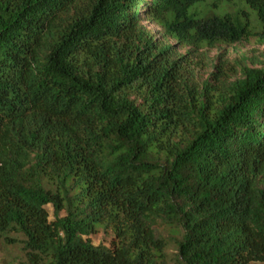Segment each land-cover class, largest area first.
Here are the masks:
<instances>
[{"label": "trees", "instance_id": "1", "mask_svg": "<svg viewBox=\"0 0 264 264\" xmlns=\"http://www.w3.org/2000/svg\"><path fill=\"white\" fill-rule=\"evenodd\" d=\"M205 1L0 0V239L22 264L264 262V60L192 69L264 44V0L256 23Z\"/></svg>", "mask_w": 264, "mask_h": 264}, {"label": "rangeland", "instance_id": "2", "mask_svg": "<svg viewBox=\"0 0 264 264\" xmlns=\"http://www.w3.org/2000/svg\"><path fill=\"white\" fill-rule=\"evenodd\" d=\"M212 0L200 2L191 8V13H194L197 18H204L209 15H220L225 11H235L238 8L247 9L254 23L259 21L257 12L249 7L246 0H224L218 8L212 7ZM144 23L151 31L159 38H163V30L150 20H145ZM167 43L176 44L181 52L185 53L187 47L180 46L177 41L171 37L165 39ZM223 54L229 61L230 73L237 71L241 63H248L249 65H260L264 60V44H259L255 39L243 41L241 43H235L232 45L222 44L221 46L207 50L203 59H196L193 63V71L195 75L203 79L208 77L212 72V61H215L219 54ZM51 216L53 217V207L47 206ZM93 243H104L110 245L113 240V234L111 231L99 229L95 234L91 235ZM24 255L18 245L5 244L0 239V264H22ZM251 264H264V262H253Z\"/></svg>", "mask_w": 264, "mask_h": 264}]
</instances>
